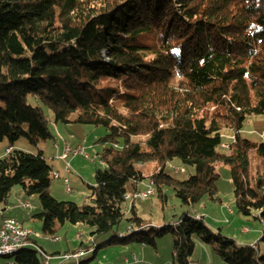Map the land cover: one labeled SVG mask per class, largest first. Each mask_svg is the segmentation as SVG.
I'll return each instance as SVG.
<instances>
[{"label": "trees", "instance_id": "trees-1", "mask_svg": "<svg viewBox=\"0 0 264 264\" xmlns=\"http://www.w3.org/2000/svg\"><path fill=\"white\" fill-rule=\"evenodd\" d=\"M38 98L56 121L102 126L103 167L90 185V203L55 199V172L44 152L15 148L54 139ZM75 117L71 120L70 117ZM264 116V0H0V206L14 188L40 198L42 234L55 239L66 224L87 226L92 240L157 247L172 233L174 264H191L196 239L227 264H264L257 245L242 246L188 213L169 226H146L132 206L130 235H116L127 196L149 176L162 199L169 188L192 208L218 194L217 165L230 167L237 210L264 220V143L239 136L247 118ZM236 132L222 153L221 131ZM180 160L195 173H166ZM36 246V245H35ZM81 248H87L84 242ZM44 251L25 247L12 259L42 264ZM82 264L89 262L82 261Z\"/></svg>", "mask_w": 264, "mask_h": 264}, {"label": "rangeland", "instance_id": "rangeland-1", "mask_svg": "<svg viewBox=\"0 0 264 264\" xmlns=\"http://www.w3.org/2000/svg\"><path fill=\"white\" fill-rule=\"evenodd\" d=\"M28 103L33 107H41L43 109L54 139L42 141L36 146L30 144L26 139H21L15 144V148L30 153L44 152L54 172H59L58 178L54 176L50 188V193L55 199L63 202H73L79 206L90 203L91 190L89 186L95 184L96 170L103 167L101 154L111 152L109 144L99 143V140L107 135V130L102 126L57 122L53 110L38 98L29 96ZM74 117L75 115L70 117V119L72 120ZM235 135L236 132L231 129L221 131L223 144L231 145L234 143ZM239 136L254 143H264V116H249L242 130L239 131ZM65 145H69L72 149L82 147L86 156L70 154L66 162L64 160L61 161L58 156L64 151ZM9 146L10 143L8 141L0 143V159L4 158L6 148ZM220 151L228 153V150L223 147ZM67 164L70 165L69 173L66 171ZM138 168L146 177L139 184V191L142 193L150 189L149 176L156 171V168L153 162L140 164ZM181 169H184V171H181ZM217 170L220 177L217 182L218 194L215 200L204 198L192 208H188L183 206L169 188H165L163 191L167 197L165 199H162L157 189H155L154 194L147 199H142L141 197L134 199L137 216L143 221V224L155 228L174 224L185 213L193 217H203L206 224L216 232L221 231L225 237L233 239L238 245L252 247L257 245L260 255L264 256V220L261 221L253 216H244L238 212L231 169L227 165L219 163ZM166 173L179 180H187L195 173V170L192 167L184 166L177 159L168 164ZM68 187L71 190L70 192ZM19 195H23L24 199ZM10 202L12 204L11 208L6 209L5 214L13 216V218L23 222L26 227L32 228L36 232L35 239L38 241L39 247H44V243L55 244L52 242V238L45 237L42 234L43 223L36 216L42 211L39 196H27L22 188L17 186L14 188ZM130 202L132 200H129L127 205H130ZM24 203H29L30 208L26 209L25 205H23ZM12 206L16 210L10 212L12 208L14 209ZM3 209H5V206L1 205L0 213ZM131 217L132 213L128 212L125 219L116 229V235L123 234L128 236L130 235L128 230L131 226H135L134 229L138 227L137 224H131L128 221ZM80 235H83L82 239L79 238ZM114 235L113 232H110L92 240L89 227H77L72 224H66L59 232L58 237L60 240L58 243L63 247L64 251H76L79 249L85 251L87 249L90 250L91 247L95 249L106 243ZM174 239L175 236L172 233L158 237L156 248L136 243L129 245L114 243L100 248L96 257H94L93 251H88L82 261L89 262V264H128L130 259L137 258L139 264H174ZM82 242L87 248H81ZM47 251L51 252V249H47ZM66 264L76 263L74 260H70ZM191 264L227 263L216 254L212 246L197 238Z\"/></svg>", "mask_w": 264, "mask_h": 264}, {"label": "built area", "instance_id": "built-area-1", "mask_svg": "<svg viewBox=\"0 0 264 264\" xmlns=\"http://www.w3.org/2000/svg\"><path fill=\"white\" fill-rule=\"evenodd\" d=\"M222 147L227 148L225 144H223ZM70 154L86 156L84 149L82 147H78L77 149H72L69 145H65L64 153L60 158L66 162ZM69 167L70 165L67 164L66 166L67 173H69L70 171ZM58 176L59 175L55 173V177L58 178ZM68 190L71 191L69 187H68ZM142 193H143V199H147L149 196L154 194V187H150V189ZM133 202L134 200L130 202L127 213L131 211V208H132L131 205ZM25 207H30V206L25 205ZM199 218L203 219V217H199ZM6 225H13V232H6ZM129 229H131V227ZM33 236H35L34 231L26 229L24 225L20 223L19 221L13 218H5L0 227V257L2 259L0 264H19L15 260L12 259V252L16 249H23L25 247H33V243H32ZM54 240H57V239H54ZM94 250L95 249H93L92 247L90 248V250H86V251L78 250V251H75L73 253L63 256V259H65V261L74 260L76 264H82L81 261L86 256V253L88 251L94 252ZM44 258L45 260L42 264H50L49 263L50 257L44 254Z\"/></svg>", "mask_w": 264, "mask_h": 264}, {"label": "crops", "instance_id": "crops-1", "mask_svg": "<svg viewBox=\"0 0 264 264\" xmlns=\"http://www.w3.org/2000/svg\"><path fill=\"white\" fill-rule=\"evenodd\" d=\"M10 150V147H7L6 148V154H7V152ZM61 152H62V149H61ZM60 152V153H61ZM64 153V151L58 156V158H60L61 157V155ZM5 154V155H6ZM60 160L61 161H63L61 158H60ZM60 160H58V161H60ZM65 166V165H64ZM58 175H59V172H56ZM20 194H22V193H20ZM19 196H21V198L22 199H24V196L23 195H19ZM12 197V196H11ZM11 199V198H10ZM10 199H9V202H8V205L7 206H5V209H3V211L0 213V216H1V222H0V227H1V225H2V223H3V221H4V219L5 218H13V216H8V214H5V211H6V209H10L11 208V202H10ZM21 199V200H22ZM25 201V200H24ZM23 205H30L29 203H24ZM127 206H129V205H127ZM132 206H134L135 207V202H133L132 203ZM12 207H14V206H12ZM25 207V206H24ZM16 210V208L14 207V209L12 208L11 210H10V212L11 211H15ZM13 219H15V218H13ZM15 220H17V219H15ZM18 221V220H17ZM205 221V220H204ZM20 222V221H19ZM20 223H22L23 224V222H20ZM24 225V224H23ZM24 227L26 228V229H29V230H32V231H34L32 228H28V227H26V225H24ZM77 227H81V226H77ZM35 234H36V232H34ZM82 237H83V235H80L79 236V238L80 239H82ZM55 239H57V240H52V242H54L55 244H53V243H44V247H46L47 249H51V252H48L47 251V249L46 248H44V247H39V244H38V241L35 239V236H33L32 237V243H33V247H39V249H41L42 251H44V253H46V255H48L49 257H50V259H49V263L50 264H66V262H68V261H65V259H63V256H65V255H67V254H70V253H73V252H75V251H70V250H68V251H64V249H63V247L58 243L59 242V237H56ZM57 243V244H56ZM36 245V246H35ZM54 246H56V247H54ZM79 250H81V249H79ZM76 251H78V250H76ZM52 253V254H51ZM1 257H0V263H1ZM82 262V261H81ZM128 264H139V261H138V259L136 258H133V259H130L129 261H128Z\"/></svg>", "mask_w": 264, "mask_h": 264}, {"label": "bare ground", "instance_id": "bare-ground-1", "mask_svg": "<svg viewBox=\"0 0 264 264\" xmlns=\"http://www.w3.org/2000/svg\"><path fill=\"white\" fill-rule=\"evenodd\" d=\"M227 148H224V149H227L231 147V145H226ZM181 171H184V169H181ZM150 187H154L153 186V183L150 182ZM70 192V191H69ZM136 197H141L143 199V193H139L137 194L136 196H127V200H134ZM26 206H30V205H26ZM26 209H29L30 207H25ZM129 206H126V212L128 210ZM198 220H200L201 218L199 217H196ZM204 219V218H203ZM175 224V223H174ZM129 232L132 231V228L128 230ZM6 232H13V225H6ZM123 236V234L121 235ZM22 249H16L12 252V258ZM83 250V249H81ZM88 250V249H87ZM86 251V250H85ZM14 260V259H13Z\"/></svg>", "mask_w": 264, "mask_h": 264}]
</instances>
